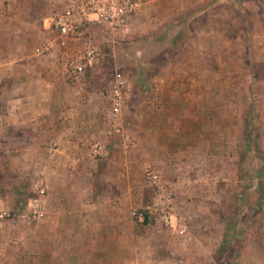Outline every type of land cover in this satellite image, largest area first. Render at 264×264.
<instances>
[{"label": "rangeland", "instance_id": "rangeland-1", "mask_svg": "<svg viewBox=\"0 0 264 264\" xmlns=\"http://www.w3.org/2000/svg\"><path fill=\"white\" fill-rule=\"evenodd\" d=\"M63 1L0 0V73L10 74L30 57L54 56L70 87L61 103L80 102L74 114L78 144H65L75 154L57 163L70 172L50 169V184L70 186L61 192L70 199L114 201L115 218L128 213L133 222L124 245L148 250L150 264H237L239 250L264 244V1L212 0L202 10L207 0H148L126 31L92 26L81 42L41 53L55 39L50 18ZM85 41L98 55L83 76H72L67 60L82 56ZM118 72L124 104L115 115L108 92ZM97 141L104 145L102 156L91 158ZM20 147L10 138L0 142V188L8 192L2 212L10 214L6 231L15 232L3 241L20 246L4 250V263L58 264L55 252L39 250L38 237L27 234V223L42 224L28 211V194L40 197L43 190L28 180L33 189L18 197L38 160V150L20 156ZM148 165L174 194L169 226L132 215L153 195ZM14 221L19 228L9 226Z\"/></svg>", "mask_w": 264, "mask_h": 264}, {"label": "crops", "instance_id": "crops-1", "mask_svg": "<svg viewBox=\"0 0 264 264\" xmlns=\"http://www.w3.org/2000/svg\"><path fill=\"white\" fill-rule=\"evenodd\" d=\"M211 1L207 0V5L203 4L202 10L212 7ZM28 59L27 62L15 64L10 74L6 71L0 73V142H7L10 138L13 142L20 143V156L38 150L37 166L25 173L27 177L23 186L16 190L18 197H22L25 191L29 193V189L33 188L32 184L27 183L28 180H36L35 185L43 190L40 197L28 194V211L38 204L45 213L38 217V222L42 220L41 228H37V223H27V234L35 241L38 237L39 243H42L39 250L55 252L58 264H150L151 260L147 261L148 250H132L129 242L126 243L127 246L124 245V239L131 238L133 222L128 213L115 218L114 201L100 200L98 195L91 199H70L68 195L61 193L64 190L69 193L72 190L69 189L70 186L59 183L56 188L50 184V178H47L50 169L65 174L70 172L69 168L64 169L57 163L69 155L73 158L75 154L65 144H78V119L74 114L80 102L78 99L73 103L70 101L69 106L61 103L68 97L70 87L65 80V68L60 65L58 58L52 56ZM52 66L57 67L55 72H52ZM77 94L75 90L71 96L75 98ZM9 128L12 129V134H8ZM6 194L8 192L0 188V213L7 207ZM29 219L34 221V218ZM8 220L0 219V264H5L4 259H8L4 258V250H20L19 245H9L3 241L8 236H15L14 231L11 234L6 231ZM215 222L221 230V241L225 220L219 216L215 218ZM8 223L11 227L19 228L16 221ZM121 238L123 241H120ZM105 239L109 241L101 246L100 240ZM87 240H91L90 244L84 246V241ZM250 248L251 250H247L249 246H246L245 250H239L237 264H264V244L256 242Z\"/></svg>", "mask_w": 264, "mask_h": 264}, {"label": "built area", "instance_id": "built-area-1", "mask_svg": "<svg viewBox=\"0 0 264 264\" xmlns=\"http://www.w3.org/2000/svg\"><path fill=\"white\" fill-rule=\"evenodd\" d=\"M147 2L148 0H64L50 18L49 28L55 39L42 45L39 50L41 53L51 52L56 44L59 48H66L70 42L79 43L85 31L92 26L104 28L111 33L126 31ZM97 55L98 48L86 42L80 58L71 57L67 60V71L72 76H83L87 65H91ZM124 83L122 74L115 73L114 82L108 92L111 114L117 115L124 104ZM103 149L102 143L93 142L88 156L100 157ZM144 173L153 195L140 208H134L132 215L141 223L148 218L156 224L169 226L173 218L174 194L154 167L146 166ZM30 213L33 218L43 215L38 204L31 207ZM9 216V213H0V218Z\"/></svg>", "mask_w": 264, "mask_h": 264}, {"label": "trees", "instance_id": "trees-1", "mask_svg": "<svg viewBox=\"0 0 264 264\" xmlns=\"http://www.w3.org/2000/svg\"><path fill=\"white\" fill-rule=\"evenodd\" d=\"M148 199H151V196H150V198H148ZM151 222H153L151 219H145V221H144V223H151ZM224 243H226V241L225 240H223V244Z\"/></svg>", "mask_w": 264, "mask_h": 264}]
</instances>
